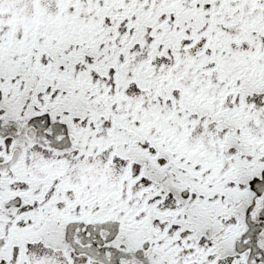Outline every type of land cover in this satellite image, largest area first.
Masks as SVG:
<instances>
[{
    "label": "flooded vegetation",
    "instance_id": "obj_1",
    "mask_svg": "<svg viewBox=\"0 0 264 264\" xmlns=\"http://www.w3.org/2000/svg\"><path fill=\"white\" fill-rule=\"evenodd\" d=\"M255 1L0 0V264H264Z\"/></svg>",
    "mask_w": 264,
    "mask_h": 264
},
{
    "label": "rangeland",
    "instance_id": "obj_2",
    "mask_svg": "<svg viewBox=\"0 0 264 264\" xmlns=\"http://www.w3.org/2000/svg\"><path fill=\"white\" fill-rule=\"evenodd\" d=\"M261 1H263V0H261ZM19 31H20V29L18 27H16V26L13 27V34H12L13 35V41H12V43L14 42V40H16L20 37ZM3 46H5V49H6L5 43L3 44ZM14 51H16V48H14ZM6 60H10V59L7 58ZM255 63H257V62H255ZM17 71H18V69H16V71H14V73H16ZM8 73H11V71L8 70ZM20 103H21V98L18 96V97H16V102H14L13 105L18 106ZM7 114H8V116H14V117L17 116L16 112H7ZM250 153H252V151H250ZM250 163L252 166L253 163L252 162H250ZM254 163H255V167L253 168V172L248 171V169L238 172V179H239L238 181H239V184L242 186V188L238 189V191L235 192L236 193L235 198L238 199V202H237V205L232 208L233 209L232 213H233V215L236 216L238 221L243 220V217L248 210V206H250V204L252 203L251 193L249 192V190H247V192H245L246 190L243 188L248 184V180H251L252 178H254L256 176H259L261 170L264 169V154L261 155L260 157L256 158L254 160ZM257 183H258V186L256 188L258 190H261V191L264 190V178L261 179L260 181H258ZM204 236L209 238V239L214 238L213 236L210 237V234H208L207 236H206V234H204ZM230 237L234 238V236H230ZM114 238L115 239L112 242V244L120 245V244H136L137 243V237L124 232L123 229L120 230V236L114 237ZM144 242H142V244ZM55 243L60 244V248H64V245H63L64 239L62 236H59V237L55 236ZM227 253L231 255L232 252H230V250H229ZM111 254H112V256L110 257V260L112 261V259L114 258L116 260V263H118L119 253L118 252H112ZM167 254L168 253H163V252L146 253V255H144L143 262L145 264H171L170 262H168V263H165V262L167 260L170 261L172 259V264H178L177 258H175V257L168 258ZM94 255H96V253H94ZM132 255H135V254L134 253L129 254L130 261H133V257H131ZM137 255H138V253H137ZM97 257L100 258V256H97Z\"/></svg>",
    "mask_w": 264,
    "mask_h": 264
}]
</instances>
